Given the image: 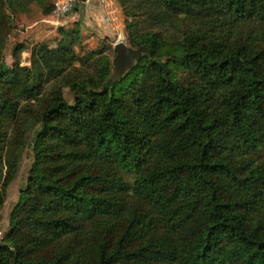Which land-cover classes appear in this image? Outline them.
Masks as SVG:
<instances>
[{
	"label": "trees",
	"instance_id": "obj_1",
	"mask_svg": "<svg viewBox=\"0 0 264 264\" xmlns=\"http://www.w3.org/2000/svg\"><path fill=\"white\" fill-rule=\"evenodd\" d=\"M32 1L0 0V206L32 152L0 264H264V0H119L148 51L115 81L78 26L5 63Z\"/></svg>",
	"mask_w": 264,
	"mask_h": 264
},
{
	"label": "rangeland",
	"instance_id": "obj_2",
	"mask_svg": "<svg viewBox=\"0 0 264 264\" xmlns=\"http://www.w3.org/2000/svg\"><path fill=\"white\" fill-rule=\"evenodd\" d=\"M96 2L97 0H91V5L86 6L85 9L83 8V12L78 19L70 16L54 17L52 13L44 14L42 11L43 7L36 1L30 2L28 7L23 10L9 8L12 31L4 49V62L11 65L17 61L19 65H30L31 50L35 45L54 46L61 37L60 27L71 28L78 26L81 34V43L75 46L77 58L71 63L72 66L80 73L91 71L93 66L91 62L82 63L79 60L85 52L89 51H102L103 54L108 56L111 63V59L115 53L113 48L115 37L114 34L105 31L93 19V15L99 12L97 6H95ZM117 4L123 22V41L128 44L127 30L124 28L123 21L125 15L119 0H117ZM146 25L150 26V22H146ZM179 29L180 27L176 29L173 25L164 28V30L171 31L170 33L174 34ZM18 45L21 47L15 49ZM53 82H55V79L46 81L45 88L47 89L49 84ZM62 91L65 99L68 102H72L74 97L73 91L68 86H62ZM7 131L8 133L11 132L10 126H8ZM31 160L32 152L30 146L27 145L21 152L16 174L8 183L3 202L0 206V241L8 229L9 212L18 198L19 189L24 184ZM4 170L5 167L3 168V173Z\"/></svg>",
	"mask_w": 264,
	"mask_h": 264
},
{
	"label": "built area",
	"instance_id": "obj_3",
	"mask_svg": "<svg viewBox=\"0 0 264 264\" xmlns=\"http://www.w3.org/2000/svg\"><path fill=\"white\" fill-rule=\"evenodd\" d=\"M89 5H91V0H53L51 13L54 17L70 16L78 19L83 8ZM95 6L99 12L93 15V19L105 31L114 34L115 42L123 41V22L117 0H97Z\"/></svg>",
	"mask_w": 264,
	"mask_h": 264
},
{
	"label": "water",
	"instance_id": "obj_4",
	"mask_svg": "<svg viewBox=\"0 0 264 264\" xmlns=\"http://www.w3.org/2000/svg\"><path fill=\"white\" fill-rule=\"evenodd\" d=\"M113 48L115 53L111 59L112 70L110 73V78L113 81L124 75L141 57L142 53L148 51L146 45L133 47L122 40L115 42Z\"/></svg>",
	"mask_w": 264,
	"mask_h": 264
}]
</instances>
